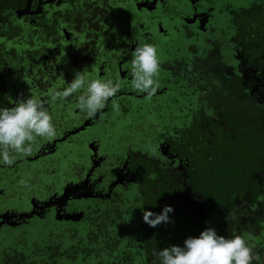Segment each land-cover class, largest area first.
<instances>
[{"label": "flooded vegetation", "instance_id": "flooded-vegetation-1", "mask_svg": "<svg viewBox=\"0 0 264 264\" xmlns=\"http://www.w3.org/2000/svg\"><path fill=\"white\" fill-rule=\"evenodd\" d=\"M253 12L264 17V0H0V107L37 96L47 101L57 128L53 141H37L32 156L0 164V264L70 261L79 252L74 245L82 244L75 233L81 224L91 259L109 255L108 264H152L155 250L144 253L140 226L147 209L142 162L152 158L173 172L192 169L177 145L188 128L207 130L209 138L214 133L207 126L225 129L224 97L246 101L264 127V64L257 67L252 49L262 19L245 22L243 14ZM141 43L154 44L161 61L160 87L151 99L131 87V52ZM76 71L121 83L95 118L75 107L79 93L50 100L49 93L70 83ZM233 122L235 128L226 129L235 137L241 128ZM190 189L180 187L176 200L204 229L228 225L244 237L258 228L248 221L264 188L233 210L196 204ZM64 190L61 204L49 203ZM74 203L83 207L78 211ZM52 208L81 213L62 231L72 248L60 250L55 241L56 224L46 222ZM229 213L231 219L221 222ZM19 220L29 223L16 227Z\"/></svg>", "mask_w": 264, "mask_h": 264}, {"label": "rangeland", "instance_id": "rangeland-1", "mask_svg": "<svg viewBox=\"0 0 264 264\" xmlns=\"http://www.w3.org/2000/svg\"><path fill=\"white\" fill-rule=\"evenodd\" d=\"M245 15V22L259 19L261 17L259 33L257 34V43L253 44L249 37L247 41L253 44V54L256 56L257 67L264 64V17L256 12L243 13ZM256 29V27H255ZM257 32V31H256ZM249 35L248 33H246ZM243 40V39H242ZM249 43V44H250ZM257 45V47H255ZM255 47V48H254ZM253 55V56H254ZM225 111L224 117L226 126L232 131L235 126L234 119H237L241 128V134L235 137L226 129L219 131L220 126L211 125L206 128L211 129L214 133L212 138H209L210 132L207 130L201 131L200 128H188V135L182 137L183 143L178 144L177 147H182V155L191 163L192 169L185 171L161 169L159 162L152 158L146 159L142 162L141 172L139 176L143 184V192L145 198L143 206H146V211L160 214L163 208L171 206L173 211L169 213L170 222L161 223L157 227H149L143 221V215L140 217V226L142 227V238L145 244L146 255H149V250L154 249L156 252L177 245L183 247V242L188 237H198L204 228L199 222L194 221L193 216L187 210L186 205H182L176 200V192L180 187L190 186L191 193L194 194V202L198 204L208 203L214 209H229L237 208L239 204L247 202V199H253L254 195L264 188V127L255 121V114H257L252 107L247 106L246 101L243 102L241 98L224 97ZM259 112V111H257ZM235 117V118H234ZM206 143H211L206 147ZM207 145V144H206ZM182 173L183 175H181ZM149 175V177H147ZM254 175V176H253ZM155 188V190H153ZM247 199H244V197ZM261 203L254 205L253 213L250 215L251 219L247 217L255 230L259 227L257 223H261L264 218V196L260 198ZM251 203V202H250ZM249 203V204H250ZM78 211L83 207L82 203H74ZM70 207V206H68ZM247 207V205H246ZM262 209V215L259 211ZM61 208H52L46 217V222L56 224L55 241L60 244V250L63 247H71L72 244L67 240L70 238H61L62 231L68 228L69 220L78 223L81 220V213L68 214ZM220 220H226L221 218ZM231 219V218H230ZM36 220V219H35ZM27 221H14L13 224L17 226H26ZM34 224V223H32ZM80 224V223H79ZM218 235L224 236L228 239L235 237L234 230L230 229L228 225L214 228ZM85 226L78 225L75 233L83 237L81 246L74 245L79 249L75 261H68L65 264H93L89 258L83 261L87 253V248L90 244L84 235ZM244 238L248 241L250 247H253L254 253L256 248L264 249V228L256 236L254 231L248 232ZM64 237V236H63ZM243 237V236H242ZM42 239L32 238V241H44ZM71 242V241H70ZM44 243H47L45 240ZM51 241L48 239V244ZM68 249V248H67ZM70 250V249H69ZM128 259V254H126ZM72 259V258H71ZM255 262V260H253ZM252 262V264H253ZM107 263L105 257L101 264Z\"/></svg>", "mask_w": 264, "mask_h": 264}, {"label": "clouds", "instance_id": "clouds-1", "mask_svg": "<svg viewBox=\"0 0 264 264\" xmlns=\"http://www.w3.org/2000/svg\"><path fill=\"white\" fill-rule=\"evenodd\" d=\"M131 56V87L151 99L160 87L156 79L161 65L157 47L150 43L138 44ZM65 85L62 89L52 90L50 100L63 102L79 93L75 107L90 119L101 113L121 89L118 79L115 82L113 79H92L84 71H76L74 79L70 83L65 82ZM12 103L13 107H0V164L5 166H12L18 157L32 156L38 140L51 142L57 136L54 117L48 110L46 100L30 95ZM113 108H119L114 100ZM157 151L158 147L152 148L151 155L155 156ZM18 183L28 187L27 180L21 179ZM172 211L171 206L167 205L160 214L145 211L143 221L149 227H157L170 222L168 214ZM231 215L229 213L226 220ZM253 247L242 236L228 239L218 235L214 228L207 227L198 237L186 238L183 247L172 245L154 251L156 259L152 264H252L253 260L260 261Z\"/></svg>", "mask_w": 264, "mask_h": 264}, {"label": "trees", "instance_id": "trees-1", "mask_svg": "<svg viewBox=\"0 0 264 264\" xmlns=\"http://www.w3.org/2000/svg\"><path fill=\"white\" fill-rule=\"evenodd\" d=\"M258 224V228L256 229V231H254L255 232V235L257 236L258 234H259V232H260V230L261 229H263L264 228V222H262V220H261V223H257ZM247 236V235H246ZM73 247V246H72ZM257 249V251H256V254H259V256H260V261L259 262H257L256 260H255V262H253V264H264V249H261V248H256ZM72 251V250H71ZM65 253V252H64ZM71 253V252H70ZM76 253H78V252H76ZM63 254V253H62ZM64 255V254H63ZM65 255L66 256H68V253H65ZM76 255L77 254H75V256H71L72 257V259L71 260H73V261H75L76 260ZM57 256V255H56ZM60 256V255H59ZM89 258V260H91L90 262H93V264H95V263H99V264H101L102 263V261H100L99 262V260L97 259V260H95V259H91L90 258V255L88 254V253H86V255L84 256V258H83V261H86V258ZM101 257H102V255H101ZM105 257H107V263L106 264H108V263H110V261L112 260L111 259V257L109 256V255H104V257H102V260L105 258ZM75 259V260H74ZM69 261V260H68ZM52 262H54L55 264H65L66 262H67V259L66 258H64V259H60V257L58 258V260L57 259H54Z\"/></svg>", "mask_w": 264, "mask_h": 264}, {"label": "water", "instance_id": "water-1", "mask_svg": "<svg viewBox=\"0 0 264 264\" xmlns=\"http://www.w3.org/2000/svg\"><path fill=\"white\" fill-rule=\"evenodd\" d=\"M79 130H76L74 132H72L71 134L77 133ZM66 194V190L63 191V194L61 196H59L57 199H55L53 202H49V203H55V204H61V201H63V199H66L68 196L65 195ZM31 214L27 215V217H30Z\"/></svg>", "mask_w": 264, "mask_h": 264}]
</instances>
